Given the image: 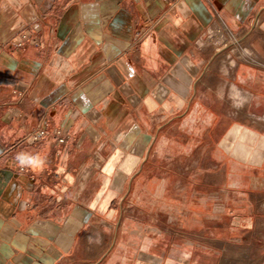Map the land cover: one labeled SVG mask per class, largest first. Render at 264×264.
Returning a JSON list of instances; mask_svg holds the SVG:
<instances>
[{"label":"crops","instance_id":"1","mask_svg":"<svg viewBox=\"0 0 264 264\" xmlns=\"http://www.w3.org/2000/svg\"><path fill=\"white\" fill-rule=\"evenodd\" d=\"M238 242L264 264V0H0V264Z\"/></svg>","mask_w":264,"mask_h":264},{"label":"built area","instance_id":"2","mask_svg":"<svg viewBox=\"0 0 264 264\" xmlns=\"http://www.w3.org/2000/svg\"><path fill=\"white\" fill-rule=\"evenodd\" d=\"M34 44L35 46H40L41 42L38 40H31L28 38L25 34H22L17 39V46L20 48L26 47L27 45ZM54 134L58 140V143L61 145H67L70 139V135L63 131L62 129H56L54 130ZM30 139L34 143H40L42 142L46 136H47V130L44 126L41 129L34 130L30 132ZM24 169V168H23Z\"/></svg>","mask_w":264,"mask_h":264},{"label":"rangeland","instance_id":"3","mask_svg":"<svg viewBox=\"0 0 264 264\" xmlns=\"http://www.w3.org/2000/svg\"><path fill=\"white\" fill-rule=\"evenodd\" d=\"M218 37V36H217ZM224 183L222 184V189H221V192H222V195H226L227 194V189L224 187ZM163 223V222H162ZM224 241V243L222 242V246H225L227 243L226 241L229 240L228 238H218V241ZM205 244H215L214 241H211L209 238L205 237ZM237 245L236 249H231L230 253L228 252L227 249H223L222 248V252L220 255V258H221V263L220 264H245L244 263V243L240 244V242L238 243H235ZM231 254V255H235L237 256L238 258H241V259H238V260H234L232 258H230L228 255ZM206 263L205 264H208V259L206 258ZM260 262V259L259 257L255 256L253 257V264H259ZM248 264V263H246Z\"/></svg>","mask_w":264,"mask_h":264},{"label":"bare ground","instance_id":"4","mask_svg":"<svg viewBox=\"0 0 264 264\" xmlns=\"http://www.w3.org/2000/svg\"><path fill=\"white\" fill-rule=\"evenodd\" d=\"M214 28V27H213ZM218 28V27H217ZM226 32H225V29L223 30V28L222 29H213L212 30V35H214V36H218L219 37V39L220 38H225V36H226V34H225ZM224 40V39H223ZM249 54V53H248ZM251 55V54H250Z\"/></svg>","mask_w":264,"mask_h":264},{"label":"clouds","instance_id":"5","mask_svg":"<svg viewBox=\"0 0 264 264\" xmlns=\"http://www.w3.org/2000/svg\"><path fill=\"white\" fill-rule=\"evenodd\" d=\"M20 159H21V162L23 163L25 158L24 157H20Z\"/></svg>","mask_w":264,"mask_h":264}]
</instances>
